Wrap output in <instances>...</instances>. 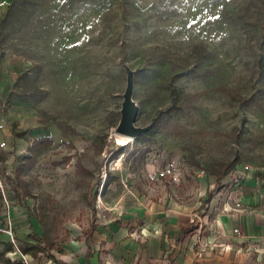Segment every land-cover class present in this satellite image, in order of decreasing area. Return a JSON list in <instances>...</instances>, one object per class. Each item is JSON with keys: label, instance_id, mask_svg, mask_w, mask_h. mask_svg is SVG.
<instances>
[{"label": "rangeland", "instance_id": "374dc122", "mask_svg": "<svg viewBox=\"0 0 264 264\" xmlns=\"http://www.w3.org/2000/svg\"><path fill=\"white\" fill-rule=\"evenodd\" d=\"M263 33L264 0H11L0 9V87L11 92L0 109L15 96L12 132L29 131L0 163L15 217L46 206L60 247L72 227L135 202L230 212L236 185L209 172L237 158L264 177ZM131 74L142 140L116 132ZM42 137L50 146L33 156V198L22 200L6 179Z\"/></svg>", "mask_w": 264, "mask_h": 264}, {"label": "crops", "instance_id": "0c3cea01", "mask_svg": "<svg viewBox=\"0 0 264 264\" xmlns=\"http://www.w3.org/2000/svg\"><path fill=\"white\" fill-rule=\"evenodd\" d=\"M10 2L0 0V9ZM10 93L9 84L1 85L0 103ZM9 107L8 115L0 109V152L4 153L13 136L15 139L11 129L15 96ZM252 175L250 171L245 181L235 184L238 192L232 198L236 202L225 201L224 206L231 210L227 214L211 219L198 212L199 207L175 202L150 207L135 202L98 213L95 222L84 228L72 227L70 240L61 243L62 252L52 251L55 259L48 257L42 263L41 255L33 257L17 250L18 245L33 242L31 234L43 236L39 220L28 213L18 220V211L1 189L0 246L14 243L15 252L6 256L27 264H264V177ZM91 227L92 233L84 236ZM236 229L239 234L234 233Z\"/></svg>", "mask_w": 264, "mask_h": 264}, {"label": "trees", "instance_id": "16d2710c", "mask_svg": "<svg viewBox=\"0 0 264 264\" xmlns=\"http://www.w3.org/2000/svg\"><path fill=\"white\" fill-rule=\"evenodd\" d=\"M11 8V7H10ZM264 36V33H263ZM16 135L24 137L27 135L29 131H14ZM146 137V132L141 134L136 140H142ZM50 140L48 137H42L40 139L35 140L28 147V154L23 155V157L19 160V164L14 169V177H7L6 181L11 186V190L14 194H18L22 200L24 199H32L33 195L29 188L28 181L24 178V174H26L31 166H32V158L35 156L43 147H49ZM7 161V157L4 152H0V162L3 164ZM239 165V160L237 158L233 160H229L226 162L215 163L212 166V171L209 172L210 175L215 177L217 186H220L222 180L225 177H228L231 171L236 169ZM213 197V192H209L208 199L211 200ZM0 199H3L2 191L0 190ZM37 219L39 220L40 225L43 228V236L38 237L35 234H31L30 238L33 242H24L22 245L17 246V250L23 254H30L33 257H38L39 255H45L49 258L55 259V256L51 253L52 251L62 252L61 247H59L53 237L50 236L49 229L47 228L46 221H48V210L44 205L37 206ZM92 233L91 229L84 231V236H87ZM15 252L14 243L10 242L4 244L3 251L0 252V261L5 264H27L25 261L11 259L6 256V253Z\"/></svg>", "mask_w": 264, "mask_h": 264}, {"label": "water", "instance_id": "95a60500", "mask_svg": "<svg viewBox=\"0 0 264 264\" xmlns=\"http://www.w3.org/2000/svg\"><path fill=\"white\" fill-rule=\"evenodd\" d=\"M132 92H133V76L131 74L129 78L128 87L124 95L122 118L116 132L117 134L122 136L138 138L141 134H143L147 130L137 129L134 126L137 115V108L132 99Z\"/></svg>", "mask_w": 264, "mask_h": 264}, {"label": "built area", "instance_id": "2783aa9c", "mask_svg": "<svg viewBox=\"0 0 264 264\" xmlns=\"http://www.w3.org/2000/svg\"><path fill=\"white\" fill-rule=\"evenodd\" d=\"M250 171L251 169L249 166H243L241 168H236L230 172V174L228 175V179L234 184H239L246 180ZM200 226H203V224H200ZM9 233H11L10 230H9ZM234 233L239 234V230L236 229Z\"/></svg>", "mask_w": 264, "mask_h": 264}, {"label": "bare ground", "instance_id": "6f19581e", "mask_svg": "<svg viewBox=\"0 0 264 264\" xmlns=\"http://www.w3.org/2000/svg\"><path fill=\"white\" fill-rule=\"evenodd\" d=\"M123 137V136H122ZM124 137H126V136H124ZM127 138H132V137H127ZM128 140V139H127ZM127 140H124V138L123 139H119V141L122 143V144H126L127 142Z\"/></svg>", "mask_w": 264, "mask_h": 264}]
</instances>
